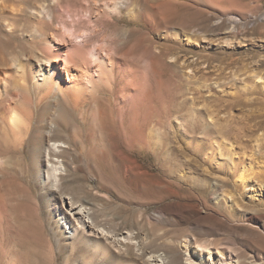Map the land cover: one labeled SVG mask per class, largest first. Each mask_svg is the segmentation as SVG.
<instances>
[{"label":"bare ground","instance_id":"1","mask_svg":"<svg viewBox=\"0 0 264 264\" xmlns=\"http://www.w3.org/2000/svg\"><path fill=\"white\" fill-rule=\"evenodd\" d=\"M182 5V0H0V41H19L25 47L23 54L0 53V198L15 202L14 215L34 202L29 194L25 193V202L19 197L18 181L27 174L43 197L46 189L61 192L64 172L77 179L80 166H106L101 172L89 171L96 180L117 181L141 174L166 183L177 189L178 196L189 199L193 192L181 184L191 183L192 177L184 162L170 155L169 132L198 163L220 174H226L227 167L229 176L236 178L235 186L246 191L252 203L264 206V182L245 174L246 163L264 171L260 165L263 149L248 152L226 145L223 139L229 136L228 127L235 132L229 138L236 144L244 132L242 125L232 126L222 106L202 101L190 103L195 109L188 112L192 116L184 114L179 86L172 87L166 78L164 42L170 27L173 30L179 22ZM120 22L127 26H119ZM173 32L185 43L192 42L190 34L179 29ZM150 33L156 36V43L148 38ZM172 57L178 64L179 58ZM87 123L92 128L84 133L82 126ZM132 166L140 174H134ZM217 189L212 183L209 191L196 193L200 198L212 195L219 202ZM69 208L71 212L64 213L54 203L45 207L48 218H56L53 238L57 253L48 261L42 250V254L33 250V256L26 255L25 264H108L107 234L94 230L83 209L74 213ZM246 217L256 224L259 220L253 214ZM6 230L0 224V258L8 251L4 250L9 242L6 239L4 245ZM21 232L14 235L20 243L24 239ZM84 238H91L85 243L87 252L72 245ZM130 239V235L122 239L127 254L133 251ZM182 247L186 252L183 261L157 262L243 264L233 250L226 253L189 240ZM18 259H7L5 264H23ZM259 262L264 264V254L246 259L245 264ZM113 264L140 263L133 256Z\"/></svg>","mask_w":264,"mask_h":264},{"label":"rangeland","instance_id":"2","mask_svg":"<svg viewBox=\"0 0 264 264\" xmlns=\"http://www.w3.org/2000/svg\"><path fill=\"white\" fill-rule=\"evenodd\" d=\"M182 3L181 16L173 30L190 34L192 42L185 43L184 39L175 37L170 27L164 43L166 78L172 87L179 86L178 96L183 103L184 114L195 111L190 104L193 101L222 106L228 112L226 118L229 123L237 127L241 124L244 128L239 142L233 144L229 136L235 132L228 127L229 136L223 139L224 143L246 148L248 152L264 151V0H182ZM118 24L127 26L125 22ZM148 38L153 43L157 41L154 34L150 33ZM12 51L23 54L25 47L19 41L9 44L0 41V53L8 55ZM151 51L156 52L153 47ZM173 55L179 58L178 64L173 61ZM90 127V123L83 125L84 133ZM168 137L170 155L182 160L185 170L192 177L191 183L181 184L193 192L189 199L178 196L177 189L166 183L142 177L135 166H132V171L140 176L117 181L96 180L89 175V171L101 172L106 166H80V171L75 174L77 179L73 180L71 175L64 172L66 179L61 192L46 189L43 197L38 196L35 183L27 174L18 181L22 189L19 197L24 201L25 193L29 194L34 199L32 204H26L19 214L14 215L15 202L0 198V224L7 229L4 245L8 243L4 249L8 251L5 257L0 258V264H5L11 258H19L25 264L24 259L33 256V250H42L44 260L48 261L53 253H57L53 238V221L56 218L49 219L45 209L50 203L62 208L64 213L71 212L69 206L74 208V213L83 209V216L92 223L94 230L107 234L106 246L112 250L106 253V256H110L106 257L108 264L127 261L133 256L140 264H162L157 262L162 259L165 263L171 259L183 261L186 252L182 245L186 240L202 246L218 247L226 253L233 250L243 264L250 257L262 256L264 206L252 203L246 191H240L235 186L236 178L229 176L225 164L226 174L212 171L198 163L190 152H183L172 132ZM260 165L264 166V161H260ZM256 167L254 163L252 166L246 163L245 174L248 179L263 183L264 171ZM113 168L119 169L117 166ZM212 183H216L219 189V202H214L212 195L200 198L196 193L198 190L209 191ZM230 200L235 202V206H231ZM251 214L259 217L257 224L246 217ZM15 217L18 218L15 220ZM23 229L24 233L21 232ZM28 231L32 233L31 237H28ZM19 232L24 237L22 243L14 237ZM128 235L131 236L129 243H132L133 251L127 254V243L122 239ZM6 239L9 242L6 243ZM88 239L91 238L81 239L72 245H79L87 252L85 243ZM11 246L15 249L12 250ZM39 253L42 254L41 251Z\"/></svg>","mask_w":264,"mask_h":264}]
</instances>
